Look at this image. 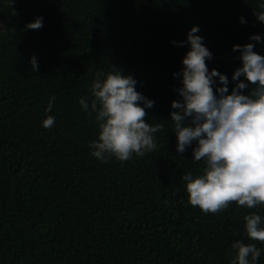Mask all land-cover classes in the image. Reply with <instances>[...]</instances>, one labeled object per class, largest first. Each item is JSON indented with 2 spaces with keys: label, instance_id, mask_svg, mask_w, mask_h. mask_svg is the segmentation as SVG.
<instances>
[{
  "label": "trees",
  "instance_id": "1",
  "mask_svg": "<svg viewBox=\"0 0 264 264\" xmlns=\"http://www.w3.org/2000/svg\"><path fill=\"white\" fill-rule=\"evenodd\" d=\"M264 0H0V264H231L234 240L262 249L235 201L213 213L189 203L182 173L199 174L192 147L176 150L171 101L181 99L182 57L192 25L229 77L241 66L233 44L261 34ZM43 26L26 25L37 16ZM245 18L244 23L240 17ZM254 50L264 55V43ZM35 55L38 70L30 58ZM119 69L155 101L156 147L126 160L91 155L95 113L82 110L97 73ZM240 79H245L240 77ZM255 87V85H250ZM215 91V88H214ZM245 93L248 89L243 90ZM55 96L51 112L49 100ZM55 117L50 128L42 121Z\"/></svg>",
  "mask_w": 264,
  "mask_h": 264
},
{
  "label": "clouds",
  "instance_id": "2",
  "mask_svg": "<svg viewBox=\"0 0 264 264\" xmlns=\"http://www.w3.org/2000/svg\"><path fill=\"white\" fill-rule=\"evenodd\" d=\"M255 15L264 23V11ZM240 20L246 22L243 16ZM26 26L41 28L43 17L38 15ZM199 32V25H192L185 41H171L173 45H189L182 57L183 67L173 73L181 82L175 89L181 99L171 101V108L176 110L170 111L176 150L183 153L195 141L192 159L205 162L201 173L188 171L180 179L186 182L189 203L205 213H216L232 201L255 208L264 204V55L254 50L253 42H264L257 33L250 35L248 43L232 45L234 51L239 50L241 66L232 73L235 83L229 92L228 75L214 67L209 69L206 60L213 53ZM30 63L33 71L38 70L35 55ZM136 85L132 75H124L119 69L100 72L91 85L90 104L84 97L79 100L82 110L95 113L99 133L90 148L91 155L102 162L109 156L126 161L134 153L142 156L156 147L154 133L163 124L145 122L146 109L155 101L139 92ZM54 101L52 96L46 112H51ZM54 123L55 117L48 115L42 126L50 128ZM244 219L247 235L264 242V217L253 212ZM232 248L236 255L231 264H257L262 253L256 244L241 240H234Z\"/></svg>",
  "mask_w": 264,
  "mask_h": 264
}]
</instances>
